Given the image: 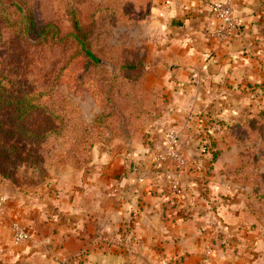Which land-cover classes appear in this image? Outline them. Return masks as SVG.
<instances>
[{"label":"crops","instance_id":"crops-1","mask_svg":"<svg viewBox=\"0 0 264 264\" xmlns=\"http://www.w3.org/2000/svg\"><path fill=\"white\" fill-rule=\"evenodd\" d=\"M224 2L239 24L228 42L210 34L220 26L213 5ZM154 3L160 36L143 77L142 127L96 147L86 168L4 188L0 264H264L250 186L229 176L242 150L232 127L264 106V0ZM169 128L185 167L161 161ZM14 221L31 240L14 242Z\"/></svg>","mask_w":264,"mask_h":264},{"label":"rangeland","instance_id":"rangeland-1","mask_svg":"<svg viewBox=\"0 0 264 264\" xmlns=\"http://www.w3.org/2000/svg\"><path fill=\"white\" fill-rule=\"evenodd\" d=\"M23 2L39 24L58 26L64 40L36 49L24 45V54L14 52L11 28L5 19L0 20V98L33 92L42 96L40 92L52 88L46 101L63 121L26 128L38 134L50 129L63 132L48 139L56 163L49 167V174L54 168L72 164L86 168L94 160L91 152L89 155L90 142L95 149L99 145L112 146L118 138L130 139L122 132L128 131L132 116L139 114L138 108L144 110L134 103L140 97L138 80L154 63L152 53L160 36L156 5L154 0ZM6 8L14 15L9 4ZM75 18L99 65L80 54L81 46L71 37ZM13 82L14 90L6 91ZM7 108L10 115L11 106ZM7 129L8 135L14 131L11 124ZM258 130L256 137L246 138L240 146L249 169L244 174L249 183L245 184L250 186L253 206L261 211L264 225V123ZM20 149L24 152L25 148ZM39 156L43 155L38 150L37 160Z\"/></svg>","mask_w":264,"mask_h":264},{"label":"trees","instance_id":"trees-1","mask_svg":"<svg viewBox=\"0 0 264 264\" xmlns=\"http://www.w3.org/2000/svg\"><path fill=\"white\" fill-rule=\"evenodd\" d=\"M23 1L0 0V20L5 19L12 30H10V45L14 52L21 51L24 54V45L36 49L47 45H56L61 40H64L58 26L51 23L39 24ZM6 4L10 5L14 15L9 14ZM73 30L74 33L71 37L77 45L81 46L80 54H83L86 59L91 60L95 65H99L100 60L87 47L84 35H82L81 25L76 18L73 19ZM150 70L148 68L145 73ZM142 77L138 80L140 97L134 103L137 107L143 106V97L145 95ZM11 85L6 91L14 90L12 87L16 85V82L11 83ZM4 86H7V83ZM49 91L40 92L43 93L42 96L35 95L33 92L31 94H23L19 97L8 94L0 98V195L4 188L14 189L18 188L21 184L32 186L45 184L49 178V167L56 164L51 156L53 154V148L48 146V139L52 135L63 132L50 129L38 134L35 131H28L26 128V126L30 127L32 124L34 126L49 124L51 122L56 124L57 122L63 121L57 110L52 109L46 101ZM7 106H11L9 111L10 115L7 113L9 110ZM3 109L4 115L1 114ZM138 112V115L132 116L128 131L122 132L124 136L126 135L130 138L134 132H137L142 127L145 112L143 109L139 110V108ZM263 123L264 106L255 115L246 119L244 123L232 127L236 143L240 146L242 145L241 142H244L246 138L256 137L259 131L258 128ZM10 124L14 128V131L8 135L9 130L7 128L10 127ZM56 128L58 129V127ZM18 139L21 141H18ZM92 145L90 142L89 148L91 151H89V155L90 152L94 155L95 149H93ZM204 146L206 149H210L212 159L215 161L218 153L213 151L214 146L209 139L205 141ZM20 147L25 148L24 152ZM38 150L43 155L39 156V160H37ZM244 156L245 153L240 152L241 163L229 171V176L237 182L249 183L244 176L249 170ZM252 196L249 195V198L251 200L253 199L250 202L252 210L257 212L260 218H262L261 211L255 209L253 206L255 198Z\"/></svg>","mask_w":264,"mask_h":264},{"label":"built area","instance_id":"built-area-1","mask_svg":"<svg viewBox=\"0 0 264 264\" xmlns=\"http://www.w3.org/2000/svg\"><path fill=\"white\" fill-rule=\"evenodd\" d=\"M213 11L217 21L220 26L218 30L213 33H210L217 37L222 42H228L232 38L233 34L238 30V22L234 17L233 9L229 2L219 3L213 5ZM165 136V155L161 158V161L165 159L172 160L178 168L185 167L187 165V160L179 151L180 144V134L174 128H169L164 131ZM172 191L175 193H181V188L179 184L172 185ZM4 200L0 199V213H1V204ZM11 232L13 240L16 244H21L32 239L33 233L22 226L19 221H14L11 224ZM211 250L209 249L208 252Z\"/></svg>","mask_w":264,"mask_h":264},{"label":"water","instance_id":"water-1","mask_svg":"<svg viewBox=\"0 0 264 264\" xmlns=\"http://www.w3.org/2000/svg\"><path fill=\"white\" fill-rule=\"evenodd\" d=\"M100 149H102V148H107L106 146H102V145H99L98 146Z\"/></svg>","mask_w":264,"mask_h":264}]
</instances>
